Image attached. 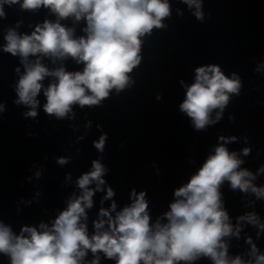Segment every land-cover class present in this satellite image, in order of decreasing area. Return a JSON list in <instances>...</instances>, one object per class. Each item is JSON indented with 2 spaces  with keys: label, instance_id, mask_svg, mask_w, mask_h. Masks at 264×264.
<instances>
[{
  "label": "clouds",
  "instance_id": "clouds-1",
  "mask_svg": "<svg viewBox=\"0 0 264 264\" xmlns=\"http://www.w3.org/2000/svg\"><path fill=\"white\" fill-rule=\"evenodd\" d=\"M183 2L195 5L194 15L203 18L199 0ZM5 4H19L20 9L29 11L44 7L59 19L74 17L76 21H86V35L79 38L59 21L45 20L30 35L7 29L3 51L18 55L25 67L16 87V102L31 106L26 113L31 117L37 115L36 97L42 88L46 97L44 111L57 118L65 117L75 104L100 105L112 89L123 90L130 82L128 74L141 63L142 37L150 35L154 28L164 27L163 20L171 14L169 0H0V18H6ZM29 56L37 57L34 63L28 62ZM45 56L53 62L71 57L84 67L75 72L64 67L49 70L41 63ZM195 72V82L187 87L180 110L192 119L196 130H203L215 123L211 119L213 110L222 112L229 94H238L240 80L235 74L231 79L227 77L218 65L200 66ZM49 76L54 82L44 88L42 82ZM219 118L217 113L216 119ZM105 139L102 135L94 142L98 150L103 151ZM219 139L227 142L235 137ZM249 152V148L243 149L244 155ZM66 162L64 158L58 160L60 164ZM242 163L235 152L220 144L189 181L174 191L177 199L170 204V211L164 213L167 223L157 220L155 225L150 224L146 193L133 190L136 199L114 219L109 210H100V216L108 219L94 222L97 231L90 237L87 225L81 222L87 218L85 209L93 204L94 190L88 186L95 181L96 190H100L105 183L104 166L93 161V170L77 182L82 195L69 202L51 227L41 223L43 231H38L36 227L24 226L16 235L0 223V253L10 258V264H82L88 251L94 256L102 252L115 264H191L201 257H208L213 264H264V253L259 252L251 237L246 240L251 245L247 261L240 256L230 259L228 244L223 239L230 235L239 237L244 221L264 231V223L254 212L238 217L234 231L223 207L220 187L224 181L233 190H250L257 198H264V187L252 183L255 177L240 168ZM259 171L264 172V167ZM113 196L109 187L105 199ZM115 208L113 202L111 209ZM105 223L108 230L100 231ZM91 264H99V257Z\"/></svg>",
  "mask_w": 264,
  "mask_h": 264
}]
</instances>
